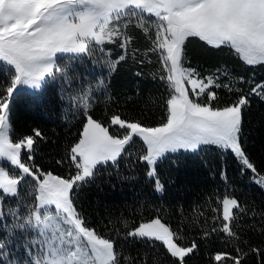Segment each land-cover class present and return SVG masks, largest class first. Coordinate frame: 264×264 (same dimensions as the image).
I'll return each instance as SVG.
<instances>
[{
  "label": "snow or ice",
  "instance_id": "1",
  "mask_svg": "<svg viewBox=\"0 0 264 264\" xmlns=\"http://www.w3.org/2000/svg\"><path fill=\"white\" fill-rule=\"evenodd\" d=\"M133 28L149 42L143 56L155 55L169 94L156 126L116 113L107 122L92 115L102 99H113L109 78L128 59ZM193 38L213 49H228L244 65L264 66V0H0V76L6 81L0 85V264H147L123 255L116 240L91 227L76 199L79 190L110 167L118 170L122 162L131 167L133 157L143 164L154 191L163 194L160 164L173 154H199L215 146L230 151L264 188V175L250 162L241 139L249 98L241 95L226 106L214 105L218 96L213 89L241 90L219 83L221 76H229L226 71L202 77L185 66L186 44ZM109 45L121 49L118 58H111ZM138 53L133 49L132 59ZM88 63L102 70L93 79L77 71L79 64L91 74ZM233 79L246 82L243 76ZM56 83L61 85L64 120L80 123L65 157L56 161H67L66 175L35 164L37 139H44L39 129L17 137L11 121L17 95L31 90L29 95L39 100ZM250 94L264 100V83L252 86ZM137 143L139 148L131 150ZM217 203L211 209L212 227L202 236L207 240L215 234L233 248L215 252L211 260L244 264L247 241L236 225L247 209L234 196ZM124 239L152 246L158 242L171 264H187L199 248L195 240L185 244L186 237L159 215L134 224ZM17 242L26 258L13 251ZM252 251L260 254L258 248Z\"/></svg>",
  "mask_w": 264,
  "mask_h": 264
},
{
  "label": "trees",
  "instance_id": "2",
  "mask_svg": "<svg viewBox=\"0 0 264 264\" xmlns=\"http://www.w3.org/2000/svg\"><path fill=\"white\" fill-rule=\"evenodd\" d=\"M130 34L134 40L128 59L118 64L109 78L108 91L113 99L110 102L102 99L94 106L92 115L107 122L110 115L116 113L126 120H139L156 126L165 114V101L169 94L159 79L161 69L155 55L143 56L149 42L139 29L133 28ZM108 47L111 58H118L121 49L115 45ZM133 49H139L136 60L131 57ZM185 52L186 67L195 68L202 77L215 74L217 70L226 71L229 76H221L219 83H230L233 89L241 90L213 89L218 96V100L213 102L215 106L223 107L241 95L248 96L249 104L243 110L241 139L250 162L264 175V100L250 94L252 86L264 83V66L244 65L228 49H213L195 38L186 44ZM139 59H144V63L140 64ZM87 68L91 74L77 65V71L89 79L102 71L90 63ZM103 72L107 75L106 69ZM137 72L141 74L137 75ZM241 76L245 83L233 79ZM5 83L4 77L0 76V85ZM29 93L25 90L13 101L11 121L14 135H29L32 129H39L44 139H37L35 164L46 171L66 175L69 171L67 161L63 165L56 164V161L65 157L80 123L64 120L59 83L50 85L39 100L33 99ZM138 148L137 143L131 150ZM158 171L165 185L163 194L154 191L143 164L137 163L133 157L131 167L123 162L118 170L110 167L95 183L79 190L77 205L91 227L102 236L117 241V248L123 255L146 259L147 264H171L158 242L152 246L143 241L124 239V233L134 224L159 215L186 237L185 244L193 240L198 243V250L188 258L187 264H215L211 256L217 251H232L233 246L223 243L215 234L205 240L202 232L212 227L214 213L211 209L218 207V199L225 195L234 196L247 209L243 217H238L236 225L242 239L247 241L242 245L248 254L244 264H264V219H261L264 216V188L254 182V174L244 170L230 151L206 146L199 154H173L158 166ZM222 173L226 174V179H222ZM21 191L23 193L25 189ZM206 219L208 222L205 224ZM125 221L128 228L124 227ZM253 248L260 249V254L253 252Z\"/></svg>",
  "mask_w": 264,
  "mask_h": 264
},
{
  "label": "rangeland",
  "instance_id": "3",
  "mask_svg": "<svg viewBox=\"0 0 264 264\" xmlns=\"http://www.w3.org/2000/svg\"><path fill=\"white\" fill-rule=\"evenodd\" d=\"M31 91V90H28ZM114 130V129H113ZM5 167H8L7 164H5ZM253 180H254V175H253ZM255 182V181H254ZM13 251L16 253L17 256L21 257V258H26L25 257V252L23 247L20 246V242L14 243L12 245Z\"/></svg>",
  "mask_w": 264,
  "mask_h": 264
}]
</instances>
